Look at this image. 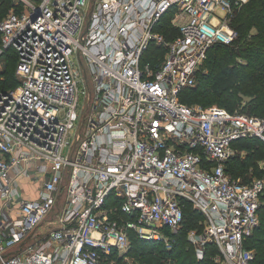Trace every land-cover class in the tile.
<instances>
[{"label": "built area", "instance_id": "2783aa9c", "mask_svg": "<svg viewBox=\"0 0 264 264\" xmlns=\"http://www.w3.org/2000/svg\"><path fill=\"white\" fill-rule=\"evenodd\" d=\"M249 2L14 0L0 21V69L12 51L20 78L0 90V264H134L133 236L166 240L186 204L204 217L200 260L214 245L222 264H254L264 179L232 180L227 163L238 141L264 143V118L180 101ZM171 10L168 41L156 27ZM24 182L42 183L37 198Z\"/></svg>", "mask_w": 264, "mask_h": 264}, {"label": "trees", "instance_id": "16d2710c", "mask_svg": "<svg viewBox=\"0 0 264 264\" xmlns=\"http://www.w3.org/2000/svg\"><path fill=\"white\" fill-rule=\"evenodd\" d=\"M3 5L0 7V9L6 7L5 4ZM170 12H168L167 14L171 15ZM167 14L162 18L157 26V29L162 32L167 40H170L171 38L173 39L174 37H176V35L171 34V31L174 30V27L171 26V16L169 17ZM232 25L238 33L237 40L233 45H217L210 51L208 62H216L215 67L217 68V72L209 78L207 77V75L201 74L200 80L209 84V93L213 94L218 99L220 98V102L225 106L227 110H229L230 112H234V109L227 103L225 94L232 93L235 89H237V85L241 80H243L242 82L248 81L251 76H249L248 74H252V76H254L257 81V85L255 86L254 90L249 91L251 94L250 96H252L253 98L250 106L252 110L264 111V100L262 105L258 103L260 94L264 89V0H250V2L245 5L236 15V18L233 21ZM236 51H238L239 54L245 56V63L240 65L231 63V60ZM12 53L14 52H7L4 56L3 62L9 59ZM164 53L165 50L163 47H161L160 50H154L153 46L147 53L146 58L148 60H151L152 62H158L160 58H163ZM13 58L17 60V57ZM14 68V66H11V72L5 71L3 73L0 83V90H10L12 89L11 86L18 83L16 75H14V72H12V69ZM239 90L244 92V88H241ZM208 91H205V89L202 90L199 87L185 89L180 94V101L189 106H192L191 104L196 103L197 101L206 104V101L203 102L202 100H204V98L208 96ZM244 109H246V107ZM241 113L251 115L250 113L244 111ZM235 145L240 150H248L252 153V155H248L244 159H242L240 156H234L231 159L234 164L233 169L235 171V174L236 172L241 171V169H248L249 161L248 163L246 161L248 160V158L250 160L254 158V160L256 161L252 165H255L258 161L264 160V143L259 139L240 140ZM255 166L257 167V165ZM257 169L258 170L256 171H259V173L263 175L259 178L264 179V171L260 170L258 167ZM241 172L242 175H244L243 173L245 171ZM261 199L262 201L259 210V216L262 223L260 228H257L255 230L254 235L250 239L249 243V248L255 249L256 251V260L254 264H264V192L261 196ZM195 212L196 211H194L189 204L185 205L184 221L182 227L179 230L184 228L185 217L189 219L186 225V233L190 229H198V227L194 224H196L195 222L200 220L199 218L201 214L199 213L200 215H196ZM167 233L169 235L168 230ZM133 240V250L131 255L138 258L141 255L146 264H161V262H165L166 260H169L174 264H215L209 256L213 254L216 247L212 245L208 246L205 251V260L199 261L196 258L194 247L189 241H187L186 235H184V233L179 234V239L177 240V243L172 245V249L167 250L162 243L160 246L162 250H160L159 255L156 256L157 258H155V256L153 255L152 249L149 252L148 248L145 247V241L136 238H134ZM153 243L155 242H152V244Z\"/></svg>", "mask_w": 264, "mask_h": 264}, {"label": "rangeland", "instance_id": "374dc122", "mask_svg": "<svg viewBox=\"0 0 264 264\" xmlns=\"http://www.w3.org/2000/svg\"><path fill=\"white\" fill-rule=\"evenodd\" d=\"M3 4H5L6 7L3 8V9H0V21L2 19L6 18L9 15V13H11L12 11H16L17 12V11L20 10V6L15 5L14 0H0V7ZM89 11H90V9L87 10V12H89ZM171 11H172V12H170L171 15L167 14L169 17L171 16L170 17V19H171V26L174 27V30L171 31V34L177 36L178 35V32H179V28H178L177 25L175 26L174 22H172V20L174 18L173 16H174V14H175L176 11L175 10H171ZM156 30L158 32H160L157 29V27H156ZM160 33L162 34V32H160ZM170 40H172V38ZM153 46H154V50H156V49L157 50H160L161 49V48H158L155 44H152L151 47H150V50H151V48ZM164 50H165V53H164V56H165V54H166V48H164ZM12 56L16 58L15 54L12 53L11 54V57L2 63V69H0V83H1V78L3 76V73L5 71L6 72H11V66H14L15 68L12 69V72H14V75H16L17 80H18V83H16L13 86H11V88L12 89H15V90H18L19 89V85H20V78L16 74L18 60H15ZM208 59H209V57H208ZM208 59H207L206 63L203 66V69L201 71V74L207 75V77L209 78V77L213 76L217 72V68L215 67L216 62L215 61H212V62L209 61L208 62ZM82 60H83V63L85 65V68L87 70V75H88V79H89L90 89L94 93L95 86H94L93 77H92V73H91L90 67L88 66V63H87V61L84 58H82ZM245 60H246L245 59V56H243L242 54H239L238 51H236L235 54H234V56H233V58H232V60H231V63L232 64H236V65H240V64L245 63ZM8 65H10V66H8ZM201 74L197 77V81H196V84H195L194 87H199L202 90L205 89V91H208L209 84H207V83H205V82H203V81L200 80ZM248 75L249 76L251 75L250 76V79L248 81L242 82L243 80H241L240 83L237 85V89H235L232 93H226L225 94L226 95V99H227V103L234 109V112L241 113V112L244 111V112L250 113L253 116H261V117H264V111H261V110L260 111L259 110L258 111L257 110H252V108L250 106L253 98H252V96H250L251 94H250L249 91L255 89V86L257 85V81L254 78V76H252V74H248ZM241 88H244V92H242V91L239 90ZM263 98H264V89L262 90V93L260 94V99H258V103L261 104V105H262L263 100H264ZM202 101L203 102L206 101V104L197 101L196 103H192L191 105L192 106H201L203 108H210V107L225 108V106L220 102L221 99L220 98L218 99L213 94L209 93V91H208V96L205 97L204 100H202ZM243 107L244 108L246 107V109H244ZM248 155H252L251 151L244 150V152H240V153L236 154L235 156L236 157L240 156L242 159H244ZM231 159L229 160L230 162L227 163V169L229 170L228 175H229L230 179L236 180V181L239 180L241 183H248L250 180H253V179H261L259 177L263 176L262 174L259 173V171H256V170H258L257 169V167H258L260 170L264 171V160L263 161H258L255 164V165H257V167H256L255 165H252V164H254L256 162L254 160V158H252L251 160L248 158V160H246L247 163L249 161L248 169L247 168L246 169L244 168V170L241 169V171H245L243 173L244 175H242V172L241 171L236 172V174H235V171L233 169V167H234L233 165L234 164H233V162H232ZM245 166H246V164H245ZM245 166H242V167H245ZM66 197H67V193L65 192L64 195L61 197V201H60V204H59V208L56 207L54 209L52 215H55V219H58L59 218V216H60V214H61V212H62V210H63V208L65 206ZM261 201H262V199H261ZM195 213H196V215L197 214L200 215L199 212H195ZM199 219L200 220L197 221V222H195L196 224H194L195 226L198 227V229L197 228L190 229L186 233V231H185L187 229L186 228V225H187V221L189 219H187V217H185V223H184V228L183 229L178 230L177 232H170L169 231V235H168V233L166 231V235H167L166 240L164 239L162 241H158V242H155L153 244H152V241H148V243H147V241H145V247L148 248V251L149 252L152 249L153 255L155 256V258H157L156 256H158L159 253H160V250H162L160 248V246H161L162 243L164 244L163 246L167 250L172 249V245H174L175 243H177V240L179 239V234L184 233V235H186L187 241H189L191 243V245L194 247L197 260H199V261L205 260V255L203 256L202 260H200L198 258V254L196 252L195 245H193V243L191 241L192 240V238H191L192 231H195V233H196L195 235H197V236H201L203 234V232H204V217L202 215H200V218ZM261 223L262 222L260 221V225H259L258 228H260ZM182 230H184V231H182ZM134 238H136V237L133 236L132 241H134L133 240ZM249 243H250V240L248 241V246H249ZM152 245H153L154 248L152 247ZM208 246H210V245H207L206 248ZM252 250H254V256H255V260H256V251H255V249H252ZM205 251H206V249H205ZM216 256L219 257V260L218 261L216 260V258H217ZM209 257L212 259V261L215 264H222L223 263V257H222V254L220 253V250L218 248H215L213 254L210 255ZM137 259L138 260L134 264H136V263L137 264H146V262H144V259H142L141 255L139 256V258L137 257ZM155 261H156V259H155ZM155 261H153V262H155ZM161 264H174V263L170 262L169 260H166L165 262H161ZM175 264H177V263H175Z\"/></svg>", "mask_w": 264, "mask_h": 264}, {"label": "crops", "instance_id": "0c3cea01", "mask_svg": "<svg viewBox=\"0 0 264 264\" xmlns=\"http://www.w3.org/2000/svg\"><path fill=\"white\" fill-rule=\"evenodd\" d=\"M240 152H244V150H240ZM41 187H42V183L36 182V183L28 184L24 182L21 185L20 190L23 196H25L27 199H35L38 197Z\"/></svg>", "mask_w": 264, "mask_h": 264}]
</instances>
